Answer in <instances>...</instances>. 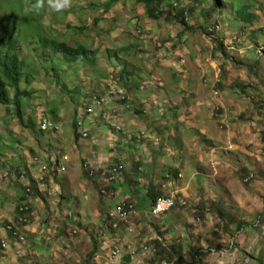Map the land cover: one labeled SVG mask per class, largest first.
<instances>
[{"label": "rangeland", "instance_id": "374dc122", "mask_svg": "<svg viewBox=\"0 0 264 264\" xmlns=\"http://www.w3.org/2000/svg\"><path fill=\"white\" fill-rule=\"evenodd\" d=\"M42 1L0 0V36H8L3 52L15 45L19 87L25 92L21 120L11 87L10 104L0 105V216H6L0 228L5 222L14 224L20 199L31 209L28 223L16 228L24 243L2 228L0 264L264 263V222L259 224L264 214V0H220L222 11L211 20L207 12L212 0H154V13L161 12L157 18L137 0ZM244 5L254 17L240 30L235 13ZM106 7L108 12L103 11ZM176 9H182L179 19L185 25L174 19ZM57 37L86 43L88 59L73 61L55 52L48 39ZM126 56L139 67L134 74L122 73ZM103 94L108 101L99 109L110 116L117 118L122 111L117 108L123 106L146 122L169 126L173 140L189 141L195 164L179 168L182 173L173 167L155 168L148 188L154 181L171 184L166 187L171 192L178 186L185 195H172L186 201L185 207L157 217L148 216L149 200L141 193L148 177L139 173L136 162L130 164L132 173L121 184L129 195L121 196L120 186L117 193L136 203L140 217L126 236L115 237L107 227L108 198L100 196L101 185L88 178L85 161L78 158V147L84 152V146L77 142L74 122L84 115L91 95ZM43 120L72 138L57 152L70 154L77 148L78 157L71 170L43 175V186L38 183L27 194L30 178L22 172L31 159L26 155L32 156L33 149L36 155L39 142L54 141L51 131L41 130ZM176 127L180 137H175ZM107 131L115 133L111 127ZM134 132L130 161L146 140L139 129ZM110 133L102 136L110 139L102 142L109 151L115 148ZM160 139L164 148L184 147L169 142L167 135ZM147 150L150 154L152 149ZM153 151L164 153L160 147ZM111 164L114 159L105 161ZM71 173L72 179H65ZM118 196L109 200L110 207ZM3 238L7 247L1 246ZM155 241L163 248L161 257L140 251ZM94 246L96 254L87 256ZM115 248L118 256L110 257L109 250ZM132 249L134 254L126 253ZM196 254H201L198 262Z\"/></svg>", "mask_w": 264, "mask_h": 264}, {"label": "crops", "instance_id": "0c3cea01", "mask_svg": "<svg viewBox=\"0 0 264 264\" xmlns=\"http://www.w3.org/2000/svg\"><path fill=\"white\" fill-rule=\"evenodd\" d=\"M127 61H124V64L121 65L122 67V73H128L127 75L134 74L139 67L137 65H134V59H130L128 56L125 57ZM124 59V60H125ZM131 66V67H130ZM130 71V73H129ZM123 81L126 82L125 78H123ZM121 88L125 87V84H120ZM129 89V88H128ZM131 95V94H130ZM111 108V107H107ZM117 109H122L118 117L116 118L115 116H110L109 113L105 110V108L102 109H96L97 112L95 115L92 117L90 116L89 118L84 116V121L85 123V128L84 131L87 132L88 138L82 140L79 137L77 138L81 142V146H84V152L81 151L82 147L79 148V157H78V150L76 149H71V153H61L57 152L59 147H63L66 145H69L72 138H69L67 133L61 132L58 127L56 129L52 130L49 132V134L54 138L53 142H39L38 147H34L36 152V155L33 149L31 152L32 156L30 154L26 155V158H30L25 165V169H23L24 172L26 173V176H29L30 180L28 181L30 184H33V187H36V184H38L39 178L43 175H49L50 177L56 176L57 173L59 172L60 167H64L66 172L68 169H72L75 166L76 162V157L83 159L85 162H88L90 166H93L94 168H101L102 166H107L105 165V161H111L112 159L115 160V164L118 163L122 166V171H121V180L119 181L118 186H120V195L121 196H128L127 191L125 187L121 184L125 180V176H128L130 173H132V167L137 163L136 165H139V173L143 177H148L146 179V184H143V189H142V196L147 198L149 200V206L151 207V202L157 198L158 196L165 195V196H172V194L179 192L185 195L182 191L178 190V186L175 188V192H171V189H166V187L170 186L171 184H163L160 182L162 186L159 185L158 181H154L152 184L154 187L148 188L151 186V183L148 184L150 178L153 176L155 178V168L161 166L162 168H168V167H173L174 169H177V172H181V169L183 168H188L189 165L191 167H194L195 164L192 162V157L189 149V141H186L185 139H181L182 141L179 140H173V135L170 133L169 126L165 127H160L159 124H156L154 122H150L147 119V122L145 121L144 117L137 118L135 111H129L128 113L127 108L123 106H119ZM125 109V110H123ZM141 111V110H140ZM121 113H125V115H122ZM134 114V115H133ZM79 116L76 117V120L78 119ZM110 120V121H109ZM105 122L104 125H100L101 122ZM97 122V123H96ZM111 125V126H110ZM165 125V123H164ZM111 127L112 130L115 131V133H110L107 131V128ZM117 127L120 128L119 131H117ZM136 129H139L141 134L140 137L142 139H146L142 143V147H138L140 150L137 151L138 155L134 157L133 161H130V158L134 154L135 149L133 148V143L135 141V136H134V131ZM168 130V131H167ZM159 131V132H158ZM48 132V131H47ZM145 132V133H144ZM61 133V134H60ZM110 133L109 138L112 139L111 142V147L113 148L111 151H109V148L105 146V143H102L103 141L106 142L105 140H108L106 138L105 140L102 138L103 134ZM71 134H72V129H71ZM160 135L161 137L157 136ZM176 134L175 137H180L183 134H179V128L176 127ZM167 135L169 138V142L178 144V145H184V147L179 148V147H166L164 148L160 142V138L162 136ZM180 135V136H179ZM151 139V141H147L148 139ZM110 140V139H109ZM108 140V141H109ZM155 141V144H154ZM95 144H93V143ZM73 143V142H72ZM62 144H66L63 145ZM159 144V145H158ZM188 145V147H186ZM163 149L164 153H160V156H158V153L153 151V149ZM73 148V147H72ZM147 148L152 149L150 150V154L147 150ZM47 149L48 152H45L44 150ZM143 149L145 152H143ZM59 151V150H58ZM162 151V152H163ZM109 155H112L109 157ZM20 158H23L21 156ZM151 158V159H150ZM51 162H54L55 164H52ZM200 163V162H199ZM130 164H133L130 166ZM29 165V168H28ZM112 165V164H111ZM37 168V173L33 172V169ZM151 169V170H150ZM170 169V168H168ZM56 170L57 172L54 174H51L50 172ZM60 172V173H64ZM33 173V174H32ZM182 173V172H181ZM181 173L180 176H181ZM7 173L4 174V176ZM60 175V174H59ZM72 173L65 179L71 180L72 179ZM86 177V174H85ZM76 178V177H75ZM87 178V177H86ZM90 180V179H89ZM139 180V179H138ZM92 181L96 182L97 184L102 185L103 180H102V175L99 174L97 177H95ZM68 181L64 182L66 184ZM38 186V185H37ZM146 187V188H145ZM166 193H170V195H167ZM151 194V195H150ZM153 196V197H152ZM121 198V197H120ZM109 202V203H108ZM109 204V205H108ZM110 204L111 202L108 200L106 205L109 206L108 209H110ZM107 206V207H108ZM149 207V209H150ZM148 209V211H149ZM1 217H6L5 215L0 216ZM3 229L0 228V233L3 234ZM124 234V236L128 235L126 231H119V233H116L114 236H119ZM104 243V242H103ZM115 244V243H112Z\"/></svg>", "mask_w": 264, "mask_h": 264}, {"label": "built area", "instance_id": "2783aa9c", "mask_svg": "<svg viewBox=\"0 0 264 264\" xmlns=\"http://www.w3.org/2000/svg\"><path fill=\"white\" fill-rule=\"evenodd\" d=\"M108 100V96L104 94L100 98L97 96H92L88 99L89 104H87L84 109V115L82 117H78L76 121V130L79 134V138L84 140L88 138V134L86 131L82 130L83 126V119L84 116L90 117L94 113L96 109L104 107L105 103ZM56 129V127H53L50 122L47 120H43V123L41 124V130L42 131H52ZM120 128L117 127V131H119ZM232 149V147L230 148ZM106 175L102 174V180L103 184L101 185V188L99 190V194L103 198L114 199L118 196L117 193V184H119V181L121 180V171L122 166L120 164H112L110 166H102L101 168H94L93 166H90L88 163H84L83 169H85L86 173L90 177H94L95 173L99 171L100 169H105ZM60 171H64V167L59 168ZM42 176L39 178L38 183H41V185L37 187H42L43 182ZM29 186V184H28ZM26 187V193H29L30 186ZM118 202L110 208V210L105 215V221L108 226H110L115 231L124 230L129 234V232H133V229L136 228L137 220L140 217L139 211L136 207V203L126 200L125 198H120L118 196ZM186 201L182 200L181 198H177L176 196H165L161 195L155 198V200L152 202L151 207L149 211L147 212L149 217H157L161 216L163 214H167L173 209L185 207ZM30 206L27 204V201H22L18 207V217L19 221L22 224H26L29 221V214H30ZM12 224L6 226L4 228L5 233L7 234L8 231L11 232V237L16 239L18 242V239L20 242L18 243H24L23 237L18 234V232L13 230ZM1 246L7 247V239L3 238L1 239ZM142 249L140 248V251L142 253H150L152 256L156 255V248L153 246L142 245ZM120 250L115 248L113 250H109L110 257L118 256ZM130 254H134L135 250L132 249L129 252ZM161 264H167V262L164 260L161 262Z\"/></svg>", "mask_w": 264, "mask_h": 264}, {"label": "trees", "instance_id": "16d2710c", "mask_svg": "<svg viewBox=\"0 0 264 264\" xmlns=\"http://www.w3.org/2000/svg\"><path fill=\"white\" fill-rule=\"evenodd\" d=\"M137 1L142 2L143 4L146 5L147 11L149 12V15H151V17L157 18L160 15L161 12L154 13V8H153V4L155 3L154 0H137ZM218 1H220V0H212V8L210 10H208V12H207V14L209 13L207 15L209 20H211V18L215 14L221 13V11H222V8H220V6L218 5ZM41 3L42 4L45 3V0L42 1ZM152 9H153V12H152ZM174 9H175V6H174ZM44 10L45 9H43V11ZM103 11L108 12V7H106ZM45 12H46V10H45ZM235 15L237 16L236 19L241 23L240 30H244L248 25H251L253 22L252 17H254V14L249 13L248 8L245 5L238 8ZM165 16L170 17V14L166 13ZM180 17H183L182 9H176V14L174 15V19L176 18L178 20L179 24L185 25L184 21L182 19L181 20L179 19ZM211 27L213 30L216 29V27H217L216 23L212 24ZM82 29L84 30V29H86V27H84ZM7 38H8V36H4V37L0 36V105H6L7 106L10 104V96L8 93V87H11L14 90L13 100H14V105H15V113H16L17 118L19 120H21L20 102H21V96L25 94V92L21 91L20 87H19V82H20V78H21L22 74H21V72L18 71V69L16 67V62H17L16 56H17V54L15 53V45L12 46V43H11L9 51L5 54L3 52V48L6 44V42H8L6 40ZM48 40L52 42L51 48L55 52L63 54L64 57H68L73 61H78V60L84 61V60L88 59V55H89L90 51H89V47L86 43L74 42L72 44L71 40H69V38L67 39L68 41H66V40L62 39L61 37L53 38V40H51V38H49ZM3 77L8 80V82H7L8 84H6ZM103 95H91V97L97 96L100 98ZM74 123L76 124V121ZM75 134H76L75 135L76 139L78 137H80L77 131H75ZM51 163L55 164L54 162H51ZM106 170H107V168L100 169L99 171H97L95 173L94 177L88 176V178L93 180L99 174L106 175ZM29 186H28L30 188L29 193H32L33 189H34L33 184L29 183ZM35 189H36V187H35ZM29 193H27V194H29ZM20 200L22 202L24 199L22 198ZM24 201H26V200H24ZM129 201L133 202L132 200H129ZM152 202H151V204H152ZM18 207L19 206L16 207V215L14 216V224L15 225L14 224H13L14 226L12 225L13 230L22 226V224L19 223L20 221H19V217H18ZM219 211H220V213L218 212V215H219L220 219H223V216H225L224 212L221 209ZM259 218H260L259 224H262L264 222V214L261 213L259 215ZM230 221H232V220H230ZM10 224H12V223L5 222V223H3L2 228L4 229V228H6V226H8ZM107 227L111 230L112 234L117 233V231L112 229L110 226H107ZM240 227H241V225H238L237 229H240ZM7 236H9V237L11 236L10 231L7 232ZM152 246L155 247L157 250L156 255L161 257V255H163V248L161 246V243L159 241H155ZM171 248H173V247H171ZM126 253H129V252H126ZM95 254H96V246H94L92 248V250L87 254V256H89V255L94 256ZM127 255L130 256V254H127ZM199 255H201V254H196V256L194 257L196 262H198V260H199L198 259ZM166 259L168 260V258H166ZM257 264H264V263L261 261H258Z\"/></svg>", "mask_w": 264, "mask_h": 264}, {"label": "clouds", "instance_id": "9594fccd", "mask_svg": "<svg viewBox=\"0 0 264 264\" xmlns=\"http://www.w3.org/2000/svg\"><path fill=\"white\" fill-rule=\"evenodd\" d=\"M77 121V120H76ZM75 128H76V126H75Z\"/></svg>", "mask_w": 264, "mask_h": 264}]
</instances>
